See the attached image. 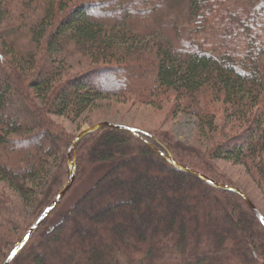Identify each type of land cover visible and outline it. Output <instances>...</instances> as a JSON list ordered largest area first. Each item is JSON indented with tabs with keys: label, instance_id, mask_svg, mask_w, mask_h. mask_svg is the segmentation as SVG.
<instances>
[{
	"label": "trees",
	"instance_id": "obj_1",
	"mask_svg": "<svg viewBox=\"0 0 264 264\" xmlns=\"http://www.w3.org/2000/svg\"><path fill=\"white\" fill-rule=\"evenodd\" d=\"M110 96L173 98L212 144L88 133L74 184L101 175L64 210L68 193L11 264H264V225L244 197L166 157L219 182L214 161L229 159L264 188V0H0V181L35 209L23 221L0 186V260L70 176L74 138L52 115L78 118Z\"/></svg>",
	"mask_w": 264,
	"mask_h": 264
},
{
	"label": "rangeland",
	"instance_id": "obj_2",
	"mask_svg": "<svg viewBox=\"0 0 264 264\" xmlns=\"http://www.w3.org/2000/svg\"><path fill=\"white\" fill-rule=\"evenodd\" d=\"M28 47L23 37L19 48L27 49ZM81 69L82 65L75 64L72 70L68 71L66 77ZM214 109L218 123H225L224 105L221 102H217L213 105ZM52 118L58 126L57 128L65 132L66 134H64L70 138H75L82 129L101 121L131 125L151 132L170 144L177 143L182 148L195 147L200 150H206L212 144L214 137L213 134H207L200 127L196 116L188 112H178L173 98L157 104H148L137 102L127 97L110 96L98 99L93 106L78 118L56 114H53ZM214 164L218 174L217 179L222 183L241 188L264 216V188L258 184L247 168L243 164L225 158L215 160ZM99 175H101V172L96 175L90 174L73 184L74 187L72 186L73 188H71L69 196L65 199L62 209L65 210L70 207L94 183ZM0 186L4 188L13 203L19 208L23 221L31 222L35 213L34 206L22 199L6 182L0 181ZM128 207L129 205L126 204L125 208ZM25 222L22 226L25 225ZM22 232V228L15 232L13 242L21 236ZM13 245L11 244L7 247V254ZM5 257L1 258L0 264Z\"/></svg>",
	"mask_w": 264,
	"mask_h": 264
},
{
	"label": "water",
	"instance_id": "obj_3",
	"mask_svg": "<svg viewBox=\"0 0 264 264\" xmlns=\"http://www.w3.org/2000/svg\"><path fill=\"white\" fill-rule=\"evenodd\" d=\"M104 126H110L114 127L116 129L120 130H127L135 135L139 136L140 134L148 135L147 132L143 131L142 129H139L137 127L121 124V123H115L111 121H101L98 122L92 126L86 127L82 129L74 138L72 141L69 149H68V159H69V166H70V176L68 181L65 183V185L61 188V190L57 193V195L51 200V202L47 205V207L40 213V215L36 218V220L33 222V224L30 226V228L22 235V237L13 245V247L8 252L7 256L3 260L1 264H11L12 261L15 259V257L22 251V249L26 246L28 241L30 240L33 233L41 226V224L48 218V216L51 214V212L59 205V203L64 199V197L68 194L70 189L72 188L75 179H76V172H75V155H76V146L77 144L90 132L95 131L101 127ZM167 159L171 161L175 166L182 169L183 171H186L188 173H191L208 184L223 188L227 190H232L237 193H239L241 196L244 197V199L247 201L249 206L252 208V210L255 212L256 216L259 218V220L264 225V216L259 211V209L256 207V205L253 203V201L248 197V195L239 187L228 185L222 182H219L217 180H214L213 178H210L206 176L205 174L198 172L192 168L186 167L180 163H178L175 160V157L173 154L168 151Z\"/></svg>",
	"mask_w": 264,
	"mask_h": 264
}]
</instances>
